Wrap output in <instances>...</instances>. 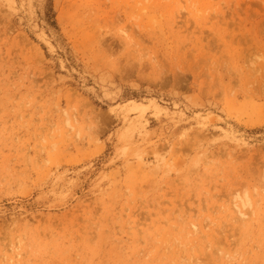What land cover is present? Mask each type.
Returning <instances> with one entry per match:
<instances>
[{"label": "rangeland", "instance_id": "obj_1", "mask_svg": "<svg viewBox=\"0 0 264 264\" xmlns=\"http://www.w3.org/2000/svg\"><path fill=\"white\" fill-rule=\"evenodd\" d=\"M263 242L264 0H0V264Z\"/></svg>", "mask_w": 264, "mask_h": 264}, {"label": "bare ground", "instance_id": "obj_2", "mask_svg": "<svg viewBox=\"0 0 264 264\" xmlns=\"http://www.w3.org/2000/svg\"><path fill=\"white\" fill-rule=\"evenodd\" d=\"M142 107H143V106H142ZM142 107H141V108H142ZM141 108H140V109H141ZM245 191H246V190H245ZM232 194H233V193H232ZM237 194H238V193H237ZM244 200H247L246 196H245ZM256 200H257V199H256ZM252 202H253V201H252ZM239 203H240V202H239ZM247 203H249V202H247ZM242 204H243V206H244V202H242ZM246 205H247V204H246ZM241 206H242V205H241ZM237 207H238V206H237ZM257 207H258V206H257ZM237 210H238V209H237ZM232 212H233V211H232ZM238 212H239V215H240V214H241V215L243 214L241 211H238ZM252 212H253V211H252ZM252 212H251V213H252ZM251 215H253V214H251ZM195 216H196V215H195ZM246 216H247V215H246ZM206 218H207V217H206ZM225 218H226V216H225ZM250 218H251V217H250ZM250 218H249V219H250ZM237 219H238V218H237ZM247 219H248V217H247ZM231 220H232V219H231ZM249 221H250V220H249ZM205 222H206V221H205ZM241 222H242V221H241ZM250 222H251V221H250ZM239 223H240V222H239ZM252 224H253V223H252ZM241 225H242V223H241ZM261 225H263V224L261 223ZM237 226H238V225H237ZM237 226H236V227H237ZM190 227H191V226H190ZM238 227H239V226H238ZM241 227L243 228V226H241ZM194 228H195V227H194ZM205 228H206V227H205ZM218 228H220V227H218ZM192 229H193V228H192ZM224 229H225V228H224ZM240 229H241V228H240ZM254 229H255V228H254ZM260 229H261V227H260ZM248 230H249V229H248ZM251 230H252V229H251ZM242 231H243V230H242ZM242 231H241V232H242ZM220 232H221V231H220ZM228 232H229V231H228ZM241 232H240V235H241ZM253 232H254V231H253ZM262 232H263V231H262ZM262 232H261V233H262ZM218 233H219V231H218ZM222 233H223V232H222ZM246 233H247V232H246ZM248 233H249V232H248ZM248 233H247V234H248ZM254 233H255V232H254ZM228 234H229V233H228ZM259 234H260V233H259ZM262 234H263V233H262ZM255 235H256V233H255ZM260 235H261V234H260ZM244 236H245V235H244ZM261 236H262V235H261ZM219 237H220V236H219ZM233 237H234V236H233ZM250 237H251V236H250ZM253 237H254V236H253ZM258 237H259V236H258ZM213 238H214V237H213ZM222 238H223V237H222ZM239 238H240V237H239ZM241 238H242V237H241ZM259 238H260V237H259ZM254 239H255V238H254ZM252 240H253V239H252ZM215 241H216V240H215ZM221 241H222V240H221ZM235 241H237V240L235 239ZM246 241H247V240H246ZM248 241H250V240H248ZM261 241H262V240H261ZM258 242H259V241H258ZM235 243H236V242H235ZM263 243H264V242H263ZM185 244H186V243H185ZM237 244H238V241H237ZM237 244H236V245H237ZM239 244H240V243H239ZM241 244H242V243H241ZM246 244H247V243H246ZM252 244H254V243H252ZM198 245H199V244H198ZM254 245H255V244H254ZM207 246H208V245H207ZM237 246H238V245H237ZM251 246H252V245H251ZM251 246H250V247H251ZM260 246H261V245H260ZM260 246H259V247H260ZM213 247H215V246H213ZM227 247H228V246H227ZM231 247H232V246H230V248H231ZM248 247H249V245H248ZM252 247H253V246H252ZM234 248H235V247H234ZM240 248H241V247H240ZM216 249H217V248H216ZM228 249H229V248H228ZM247 249H248V248H247ZM247 249H246V250H247ZM253 249H254V248H253ZM255 249H256V248H255ZM238 251H239V250H238ZM238 251H237V252H238ZM194 252H195V251H194ZM225 252H226V251H225ZM231 252L233 253V251H231ZM239 252H240V251H239ZM246 252H247V251H246ZM255 252H256V251H255ZM259 252H260V251H259ZM263 252H264V251H263ZM237 254H238V253H237ZM206 255H207V254H206ZM215 255H216V257H218L216 253H215ZM223 255H224V254H223ZM226 255H227V254H226ZM226 255H225V256H226ZM243 255H244V254H243ZM211 256H213V255H211ZM228 256H230V255H228ZM231 256H232V255H231ZM236 256H237V255H236ZM236 256H235V257H236ZM238 256H239V255H238ZM238 256H237V258H238ZM255 256H256V255H255ZM223 257H224V256H223ZM261 257H263V256H261ZM205 258H206V257H205ZM251 258H252V256H251ZM256 258H257V257H256ZM256 258H255V259H256ZM193 259H194V258H193ZM212 259H213V258H212ZM244 259H245V258H244ZM249 259H250V258H249ZM249 259H248V261H249ZM262 259H263V258H262ZM200 260H201V259H200ZM216 260H217V259H216ZM223 260H224V259H223ZM232 260H233V259H232ZM236 260H237V259H236ZM242 260H243V259H242V256H241V261H242ZM196 261H198V260H196ZM238 261H240V260L238 259ZM245 261H246V260H245ZM252 261H253V258H252ZM255 261H256V260H255ZM258 261H259V260H258ZM226 262H227V261H226ZM233 262H234V261H233ZM235 262H236V261H235ZM261 262H262V261H261ZM205 263H206V262H205ZM217 263H218V262H217ZM222 263H223V262H222ZM241 263H242V262H241ZM243 263H244V262H243ZM256 263H257V262H256ZM259 263H260V261H259ZM233 264H234V263H233ZM238 264H240V263H238ZM251 264H252V263H251Z\"/></svg>", "mask_w": 264, "mask_h": 264}]
</instances>
